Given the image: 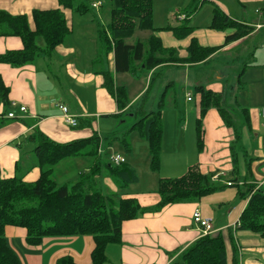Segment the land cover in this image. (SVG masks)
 <instances>
[{
    "label": "trees",
    "instance_id": "obj_1",
    "mask_svg": "<svg viewBox=\"0 0 264 264\" xmlns=\"http://www.w3.org/2000/svg\"><path fill=\"white\" fill-rule=\"evenodd\" d=\"M56 2L57 8L34 9L30 16L12 15L0 10V37L18 38L22 43V49L1 54L0 64L16 69L34 64L40 57H51L55 49L68 39L72 28L66 14L69 12L84 14L88 9L84 4H75L74 0ZM262 3L261 11L264 16V0ZM110 8L111 24L99 31L98 41L104 46L106 55L113 53L116 73L133 72L136 62H140L143 70L147 72L164 66L202 64L225 46L248 37L254 31L253 27L232 20L215 6L209 29L224 35L222 44L206 47L198 44L195 38H190L182 57L175 49L163 48L158 34L167 30L177 38L190 36L193 28L187 25L189 16H186L184 22L177 28L155 29L152 0H110ZM136 30L149 32L147 41L127 44L126 41L132 38ZM243 73L244 70L238 75V82ZM100 75L103 78V88L113 97L121 115L122 110L127 107L125 88L114 86L111 73L101 71ZM195 93L198 95L197 151L203 150L205 115L208 110L215 109L223 125L233 132L229 151L235 178L234 184L226 187L237 186L235 152L240 145L241 135L235 127L232 115L223 108V93L205 89L202 85L194 88ZM8 95L9 89L0 77V103L5 112L10 108ZM165 95L166 91L162 93L157 103V111L141 113L132 127L148 146L150 168L153 172H157L160 166L163 136L160 110ZM240 111L245 124L248 125L247 110L241 108ZM81 121L82 119L76 128L88 125L86 122L80 123ZM6 122L0 119V127ZM24 141L34 144L33 155L39 174L31 182L25 181L24 176L2 178L0 174V264H20L17 256L7 245L5 231L8 227L23 229L25 243L33 247L39 246L45 239L90 237L93 242L90 264H107L106 247L121 242L123 223L138 219L146 213H159L169 205L199 201L214 191L223 189L212 182L215 173H202L196 165L191 166L178 179H159L156 190L158 203L139 212L142 207L133 197L121 196L117 199L113 195H103L95 188H86L84 179L59 187H56L51 179L52 169L67 158L92 157L93 168L97 169L100 165L97 135L93 134L91 137L68 143H56L34 129ZM18 147L21 149L20 144ZM108 171L122 186L133 183L136 178L134 171L126 165L108 167ZM238 196L247 202L239 217L237 230L264 236V188L248 185L245 191H238ZM227 241L232 248V264H236L230 229L227 231ZM227 261L225 242L219 233L201 237L180 255V264H228ZM55 264L77 263L69 256H62Z\"/></svg>",
    "mask_w": 264,
    "mask_h": 264
},
{
    "label": "crops",
    "instance_id": "obj_2",
    "mask_svg": "<svg viewBox=\"0 0 264 264\" xmlns=\"http://www.w3.org/2000/svg\"><path fill=\"white\" fill-rule=\"evenodd\" d=\"M238 1V5L246 8L244 3L262 0ZM0 4V8L12 15L25 14L27 16H30L34 9H54L58 7L56 0H0ZM214 4L232 20L245 25L248 24L229 16L219 1ZM177 21L179 23L184 22L178 20V18ZM262 23L264 24V22ZM194 30L195 28H193L189 39L195 38L198 44L203 46L200 41L201 34L197 33L194 36ZM211 31L215 34H220L222 38L220 44H222L224 35L220 32ZM260 31H264V28L258 31L254 30L252 34L244 39L250 38ZM213 33H209L208 36L210 35L214 38L215 34ZM163 34L167 33L158 34L161 41L163 40ZM189 39L183 49L171 46L169 48L175 49L183 57ZM244 39L231 43L224 48L238 44ZM20 49H22L20 39L0 37V55L7 51ZM110 55L111 52L108 56ZM89 64L93 65V62L91 61ZM175 66L164 67L171 68ZM68 70L67 76L74 80V77H77L81 81L79 85L87 87V92L84 95H91L92 93L95 109H88V105L86 108L79 109L75 105V100L65 99L55 93L49 81L36 78V72L33 67L25 66L16 69L0 64V77L4 85L9 89V102L10 104H16L15 113L21 116L19 120L8 122L0 127V174L2 178L24 176L25 181L31 182L38 177V172L35 169L28 173L27 171L25 173L21 171V164L25 159L22 140L34 129H37L56 143H68L85 139L94 134L93 130L91 132L85 130H82L83 132H72L67 130L61 124L63 113L58 108L59 105L66 107L68 114L73 116L76 121L84 119V122L93 116L98 118L119 112L115 101L110 99L102 86L103 78L100 72L107 70L102 68L100 71L93 72L95 75L80 73V71L86 72V69ZM107 72L111 73L114 78L116 72L113 56L112 58L110 57V69ZM256 78L257 81H255ZM239 83L243 86L242 92L246 90L248 98L250 96L251 101H254L248 102L247 100L245 102L243 100L242 103L244 106L242 109L247 110L249 124H245L244 116H241L242 118L239 117L238 127L235 124L241 135L240 145L235 152L238 173V181L235 184H237L239 189H244L243 191H245L248 185L264 188V121L261 117V111L264 109V67L247 66ZM254 86H257L256 95L251 94L254 92L252 90ZM247 89L251 93L247 94ZM216 93H220V91ZM75 99L78 98L75 97ZM186 102L191 103L192 100H186ZM20 106L26 108L24 114L18 111ZM4 113L6 112L0 103V115ZM195 117H197V111ZM203 130V150L201 152L196 150L195 159L190 161L192 164L188 165L187 161H180L169 155L165 160L166 164L164 163L165 169L167 170V167L171 166L173 170L179 168L178 172H185L189 167L196 165L202 173H215L212 182L216 183L223 178H228L227 183L234 184L233 180L235 177L232 173L229 151V144L233 141L232 130L223 125L215 109H210L206 113L203 121ZM18 144H20L21 149ZM247 162L249 165H247ZM131 169L134 173L136 172L134 168L131 167ZM173 170L172 172L175 174ZM216 176L217 179H215ZM135 177V181L127 186L120 184L126 190L121 196L135 198L142 208L156 206L159 197L154 189L146 188L141 190L132 188L139 185V179L136 175ZM63 185L71 184L65 183ZM90 187L87 186L86 188ZM239 189L236 195H238ZM206 197L196 202L169 205L159 213H146L138 219L123 223L121 242L112 244L116 245L114 247L108 248L111 245L106 247L105 252L108 264H173L188 247L202 237L200 231L192 224L191 217L195 209H199L204 219L211 221L215 234L219 233L223 236L228 264H232V248L227 241V231L229 229L232 234L233 247H235L236 264H264V236L249 231L237 230L239 217L247 201L240 199V197L235 200L233 193L225 194L224 198L231 200L233 204L231 207L228 205L225 210L221 211L222 206H224L223 201H209ZM24 235V230L17 227H8L5 231L7 245L17 256L20 264H55L56 260L62 256L71 257L77 264H90V252L93 248V242L90 237L45 239L39 246L33 247L25 243ZM62 245H64V248ZM108 252L110 253L108 254ZM168 253L173 255L170 257L167 255Z\"/></svg>",
    "mask_w": 264,
    "mask_h": 264
},
{
    "label": "rangeland",
    "instance_id": "obj_3",
    "mask_svg": "<svg viewBox=\"0 0 264 264\" xmlns=\"http://www.w3.org/2000/svg\"><path fill=\"white\" fill-rule=\"evenodd\" d=\"M214 1H219L229 16L247 22V25L254 27L255 31H258L255 29L256 25L264 26L262 23L264 16L261 14L262 1L246 2L244 3L246 8H243L238 5V0H152L153 27L155 29L177 28L182 24L177 21L178 13L183 12L190 19L187 25L195 28L194 36L197 33L201 34L200 41L203 46H219L218 44L222 41L220 34H215L209 29L212 10L215 6ZM74 2L75 4H84L88 10L84 14L75 12L66 14L71 21L72 28L68 39L55 49L51 57H40L34 64L28 66L34 68L37 79L49 81L55 93L65 99L75 100V105L79 109L86 108L88 105V109L93 110L95 107L92 93L84 95L87 92V87L79 85L81 81L77 77H74V80L66 74L68 69H86V72L80 71V73L93 75H95L93 72L100 71L102 68L107 71L110 69V57L112 58L113 53L111 52L110 56L106 55L104 46L98 41L99 31L106 29L111 24L110 0H74ZM93 5L97 6L93 7ZM0 10L5 11L2 8ZM193 10L195 11L193 12ZM160 33H167L162 35L163 48L171 46L183 49L189 39V36L177 38L167 30L160 31ZM209 33L215 34L214 38L208 36ZM149 34L146 31L136 30L126 43L132 45L137 41L146 42ZM263 44L264 31H260L238 44L220 50L206 63L171 68L159 67L160 69L147 72L143 70L140 62H136L133 72L116 73L113 78L114 86H123L127 96V107L124 111L122 110L121 115L118 112L98 118L93 116L86 120L88 125L81 128L71 127L64 120L61 123L72 132L82 130L91 132L93 130L94 134L98 135L99 167L93 168L94 158L92 157L78 156L64 159L52 169L50 177L56 187L65 183L74 184L84 179L87 186L95 188L103 195H113L119 199L126 190L115 178L110 176L108 171V167H117L113 162V158L116 156L125 160L122 165L132 167L136 171L135 175L139 179V185L132 187L133 189L147 188L156 191L159 179L172 180L183 176L187 170L178 172L179 168L173 170L171 166H168L166 170L165 160L170 155L175 157L174 159L187 161L189 165L192 164L190 161L195 159L197 150L195 115L198 110V95L194 94V88L202 85L205 89L223 93V108L232 115L238 127L239 117L242 118L240 110L244 107L243 100L254 102L251 101L250 96L248 98L246 90L242 92L243 86L237 81L238 75L247 66L264 67ZM182 49L180 50L182 51ZM91 61L93 65L89 64ZM89 70L90 72H88ZM256 89L257 86H254L253 93L247 89V94L250 92L256 95ZM164 91H166V95L160 110L163 129L160 166L157 172H153L150 168L151 159L148 146L132 127L140 118L141 113L158 110L157 103ZM188 94L192 99L191 103L186 102ZM108 96L112 101L114 100L111 95L108 94ZM75 97L81 99L78 100ZM1 111L3 110L1 109ZM76 123L78 124L79 120ZM81 123H85L84 119ZM22 141L23 153H25L24 162L21 164L22 173L26 171L28 173L35 169L39 174L33 155L34 144L28 143L24 139ZM227 181L228 178H223L220 182H216L215 186L223 187V189L216 190L210 197H206L209 201H223L224 206L221 211L233 204L231 200L224 198L225 194L233 193L235 200L239 198L236 195L239 187L235 185L226 187ZM239 190L243 191L244 189ZM143 209H140L139 212ZM221 215L223 214L221 213ZM114 246L116 245H111L108 248ZM62 247L64 248V245ZM167 255L171 257L173 254L168 253ZM173 264H180V258L176 259Z\"/></svg>",
    "mask_w": 264,
    "mask_h": 264
},
{
    "label": "built area",
    "instance_id": "obj_4",
    "mask_svg": "<svg viewBox=\"0 0 264 264\" xmlns=\"http://www.w3.org/2000/svg\"><path fill=\"white\" fill-rule=\"evenodd\" d=\"M97 5H93V7H96ZM178 20L183 21L186 19V16L184 14H179L177 16ZM264 28V26L262 25H256L255 29L256 30H260ZM262 47L264 48V44L262 45ZM187 101H191L190 95L188 94ZM16 104L15 103H11L10 104V108L9 111L4 113L3 115H0V119H4L6 121H11V120H19L21 118L20 115H17L13 110H16ZM58 108L62 111L63 113V120L65 121V123L71 127H76L77 123L76 120L74 119L73 116L68 114L67 108L59 105ZM18 111L22 114H24L26 112V108L24 106H20L18 108ZM261 117L264 121V109H262L261 111ZM113 162L119 166L125 163V160L123 158H121L120 156H116L113 158ZM215 179H217V176L215 177ZM227 186H230L231 183H226ZM192 224L193 226L200 231L201 236H209L215 233V230L213 229V225L211 223L210 220L208 219H204L199 211V209H195L194 212L192 213Z\"/></svg>",
    "mask_w": 264,
    "mask_h": 264
}]
</instances>
